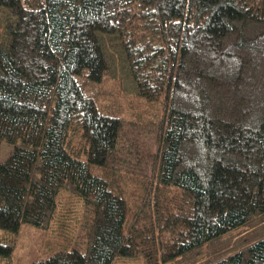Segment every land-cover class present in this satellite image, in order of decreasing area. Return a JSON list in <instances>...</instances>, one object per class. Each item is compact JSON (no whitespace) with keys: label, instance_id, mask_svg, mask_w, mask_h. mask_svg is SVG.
<instances>
[{"label":"trees","instance_id":"trees-1","mask_svg":"<svg viewBox=\"0 0 264 264\" xmlns=\"http://www.w3.org/2000/svg\"><path fill=\"white\" fill-rule=\"evenodd\" d=\"M1 157L0 264H264V0H0Z\"/></svg>","mask_w":264,"mask_h":264},{"label":"rangeland","instance_id":"rangeland-1","mask_svg":"<svg viewBox=\"0 0 264 264\" xmlns=\"http://www.w3.org/2000/svg\"><path fill=\"white\" fill-rule=\"evenodd\" d=\"M103 45H104V50L110 59L113 73L118 78L119 77L123 78L122 87L125 88V90L132 91L133 85L131 81L128 78L124 79L126 72L122 68L124 65L121 56L119 54L118 48L111 45L108 39L103 40ZM112 84H113L112 81H109L108 87H111ZM122 90H120L122 104L119 110L123 112L124 116L128 118V120H131V118L136 117L132 114V112H138L139 109H143L145 106H148L146 108L149 109V105L145 104L143 101H140L139 99H134L132 97L123 98L124 92ZM159 111H162V109L160 108ZM151 113H153V111L149 110L146 111L144 115L145 117L152 118L154 114H156V113L153 114ZM0 159H3V157H1ZM68 214L71 215V217L73 216L71 212H69ZM79 228L81 229L82 227ZM83 234L84 231L82 230L75 229L74 231V235L76 236L82 237ZM50 236H51L50 230L45 231L29 224H22L17 234V239L14 243L13 251L11 252V255L8 257L6 264H31V262L35 259L43 258L44 256L46 257L48 248L52 246ZM0 241H7L6 229L0 228ZM230 250L234 251V249H230Z\"/></svg>","mask_w":264,"mask_h":264}]
</instances>
